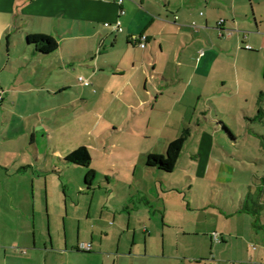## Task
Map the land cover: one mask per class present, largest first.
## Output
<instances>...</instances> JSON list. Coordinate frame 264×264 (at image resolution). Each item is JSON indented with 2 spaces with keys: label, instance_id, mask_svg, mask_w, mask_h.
<instances>
[{
  "label": "crops",
  "instance_id": "1",
  "mask_svg": "<svg viewBox=\"0 0 264 264\" xmlns=\"http://www.w3.org/2000/svg\"><path fill=\"white\" fill-rule=\"evenodd\" d=\"M118 19L120 32L105 25ZM0 34V264L196 262L187 252L200 231L185 218L180 226L163 213H140L137 195L154 208L160 200L142 196L139 186L97 202L96 190L114 192V184L96 183L94 167L90 183L91 170L83 185L49 183L48 174L61 172L59 161L73 169L66 157L78 147L56 144L51 132L62 122L48 113L98 99L128 111L168 102L196 109L226 89L250 88L264 50V0H0ZM29 34L52 36L59 47L44 54ZM143 35L144 48L136 41ZM157 233L161 251L153 248ZM212 241L200 248L213 249ZM83 243L92 249H80Z\"/></svg>",
  "mask_w": 264,
  "mask_h": 264
},
{
  "label": "rangeland",
  "instance_id": "2",
  "mask_svg": "<svg viewBox=\"0 0 264 264\" xmlns=\"http://www.w3.org/2000/svg\"><path fill=\"white\" fill-rule=\"evenodd\" d=\"M215 31L219 39L221 32ZM0 39L4 42L1 34ZM254 65L259 69V78L249 73L250 88L226 89V96L211 97L209 103L202 99L201 107L196 109L181 104L174 109L168 102L169 107L163 103L154 110L128 111L117 104L110 108L98 99L97 103L49 112L50 117L62 122L60 128L50 131L57 136L56 144L65 150L84 145L92 156L90 165L71 164L73 169H64L67 167L59 161L61 172L48 174L49 183H69L72 179L74 185H83L86 174L94 167L96 183L106 184L110 178L114 184V192L96 190L97 202L108 197L118 200L131 184L139 186L142 196L152 194L157 204L160 200V208H154L137 195L140 213H163L180 226L184 218L192 221L200 234L194 236L193 249L187 252L196 257L191 264H264V209L259 220L243 210L245 200L253 205V199L260 194L264 203V50L256 55ZM41 109L38 104L36 118ZM180 137L187 140L173 172L146 165L148 153L164 155ZM174 234L172 241L177 237ZM155 236L153 248L161 251V234ZM211 236L215 240L213 249L200 248L203 240L209 241ZM178 238L181 241V234ZM183 244L179 247L182 255ZM172 249L174 252L176 246Z\"/></svg>",
  "mask_w": 264,
  "mask_h": 264
},
{
  "label": "trees",
  "instance_id": "3",
  "mask_svg": "<svg viewBox=\"0 0 264 264\" xmlns=\"http://www.w3.org/2000/svg\"><path fill=\"white\" fill-rule=\"evenodd\" d=\"M27 40L29 43L35 44L37 49L44 54H50L56 51L59 47L57 39L48 35L29 34ZM224 127L225 130L233 136V139H235L234 133L229 129V127L226 124H224ZM186 140V137H180L173 141L168 146L164 155L149 153L147 155L146 165L148 167H155L165 172H173L181 157ZM66 158L68 161L86 166L90 165L92 160L89 149L84 145L72 151ZM94 176L95 171L91 170L87 175V183H90V180H92ZM261 191L263 190L261 189ZM261 195L262 194H260L257 199H253V205L249 200H245L243 203V210L255 216L257 220L261 218L262 210L264 209V203L261 200Z\"/></svg>",
  "mask_w": 264,
  "mask_h": 264
},
{
  "label": "built area",
  "instance_id": "4",
  "mask_svg": "<svg viewBox=\"0 0 264 264\" xmlns=\"http://www.w3.org/2000/svg\"><path fill=\"white\" fill-rule=\"evenodd\" d=\"M117 1H118V3L122 6L124 0H117ZM120 13H121L122 15L126 13V11H125V9H124L123 7L121 8ZM224 21H225L224 19L220 20V21H219V26H222V25L224 24ZM105 25H106L107 27H111V28H113V30L118 31V32H120V31L123 30L122 21H121L120 19H118V20H117L116 22H114V23H109V22H107V23H105ZM192 26L197 27V23H196V22H193V23H192ZM229 33H232V32H229ZM147 39H148V38H147V35H143V36L140 37V38H137V37H136V41H138V43L140 44V46L143 47V48L146 47ZM245 47H246L247 49H252V46L249 45V44H247ZM79 80H80V82H82L84 85H90V81H89L87 78L83 77V76H81V77L79 78ZM80 249L85 250V251H90V250L92 249V244H91V243H83V244L80 245Z\"/></svg>",
  "mask_w": 264,
  "mask_h": 264
}]
</instances>
